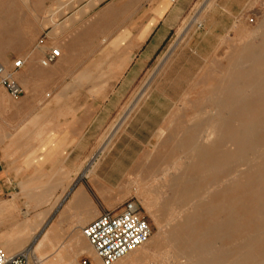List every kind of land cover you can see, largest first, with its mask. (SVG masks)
<instances>
[{
    "label": "rangeland",
    "instance_id": "obj_1",
    "mask_svg": "<svg viewBox=\"0 0 264 264\" xmlns=\"http://www.w3.org/2000/svg\"><path fill=\"white\" fill-rule=\"evenodd\" d=\"M162 3L172 8L177 2L0 0V62L11 71L16 60L25 61L24 67L16 72V80L23 89L19 97L34 88L42 101L54 99L58 106L67 105L74 110L80 104H88L90 119L105 103L117 109L100 137L94 161L104 153L98 175L103 182L106 180V186L113 188V191L104 192L118 193L123 202L136 200L152 227L148 245L152 254L139 264H181L185 261L177 257V246L169 241L170 230L193 232L195 240L212 242L214 248L204 255V260L212 261L211 264H243L240 255L232 257L227 253L236 250L246 234L263 231L257 224L264 219V150H249L251 154L244 155L242 143L232 141L227 133L228 129L243 131L239 127L243 99L250 101L254 108L258 107L255 114L264 121L261 111L264 110V56L257 62L260 56L250 53L264 45V0H196L137 78L130 82V74H126L117 85L116 73L122 65L119 61L127 49L138 47L141 28L146 22L156 21L153 13ZM197 19L201 20L195 23ZM55 31L58 33L54 34ZM7 41L10 44L6 46L4 42ZM59 45L68 51L67 54L65 50L66 57L51 64L47 68L51 70L40 72L41 60ZM239 58H250L252 62L239 69ZM58 65L60 70H55ZM137 66L138 61L133 63L130 72ZM32 71L39 73L37 79L28 78L27 73ZM83 72H88L90 77H82ZM98 84L103 87L98 89ZM97 90L103 93L96 94ZM229 108L232 111L228 112ZM165 171L169 172L166 181H157ZM172 179L176 181L171 182ZM148 202L152 205L150 208L146 206ZM197 209L208 212L201 218V223L206 224L203 229H198V223L193 221ZM179 212H183L181 216ZM187 216L192 226L176 225ZM169 219L175 221L168 223ZM224 220L231 227L221 226ZM244 221L251 225L242 228ZM220 230L225 233L217 236ZM158 239L160 242L156 243ZM31 247L33 249V245L28 248ZM221 251L224 253L218 254ZM92 253V263L83 258L80 264H103L93 250ZM215 255L219 258L216 263L212 260ZM252 256L257 258L260 253Z\"/></svg>",
    "mask_w": 264,
    "mask_h": 264
},
{
    "label": "crops",
    "instance_id": "obj_2",
    "mask_svg": "<svg viewBox=\"0 0 264 264\" xmlns=\"http://www.w3.org/2000/svg\"><path fill=\"white\" fill-rule=\"evenodd\" d=\"M176 2L172 8L160 4L153 13L156 21L143 25L138 47L127 49L119 61L117 85L126 74L130 82L137 78L196 0ZM54 68L60 70V65ZM40 72L45 71L40 68ZM38 75L37 71L27 73L30 80ZM82 77L90 74L83 72ZM30 89L13 98L0 83V247L14 255L33 245L35 255L52 264H65L58 257L79 247L83 228L104 210L119 211L125 203L118 193L104 192L113 191L98 175L104 153L94 161L100 137L117 109L105 103L90 119L88 104L73 110L58 106L54 99L42 101ZM91 169H96L95 174H90ZM83 258L94 260L89 252L79 262Z\"/></svg>",
    "mask_w": 264,
    "mask_h": 264
},
{
    "label": "bare ground",
    "instance_id": "obj_3",
    "mask_svg": "<svg viewBox=\"0 0 264 264\" xmlns=\"http://www.w3.org/2000/svg\"><path fill=\"white\" fill-rule=\"evenodd\" d=\"M96 4V3H95ZM202 16V15H201ZM194 18V17H193ZM195 19V18H194ZM201 19H197V20H195V23H198L199 21H200ZM57 23V22H56ZM200 24V23H199ZM57 28V27H56ZM58 29V28H57ZM260 32H262V31H260ZM58 32L57 31H55L54 32V34H57ZM50 35V34H49ZM60 35V34H59ZM256 35H257V33H256ZM57 36V35H56ZM68 36V35H67ZM51 38V37H50ZM55 38V37H54ZM62 38V37H61ZM7 39V38H6ZM64 39H65V36H64ZM7 40H9L10 41V39L8 38ZM13 40V39H12ZM18 40V39H17ZM16 40V42H18ZM20 40V39H19ZM49 40V39H48ZM51 40V39H50ZM50 40H49V42H50ZM64 41V40H63ZM16 42H13V43H16ZM22 42V41H21ZM20 42V43H21ZM5 43V45L6 44H8L9 42L7 41V43L6 42H4ZM19 43V42H18ZM48 43V42H47ZM55 43H57V42H55ZM10 44V43H9ZM51 44H52V42H51ZM59 44V43H58ZM12 45V44H11ZM2 46V48L3 49H5L6 47H3V45H1ZM7 46V45H6ZM15 46V45H14ZM21 47H22V45H21ZM9 48V47H8ZM11 48V47H10ZM60 51H61V56L59 57L60 58V60L61 59H63L67 54H68V51L66 50V49H63L62 48V46H58L57 47ZM69 48H71V47H69ZM68 48V49H69ZM0 49H1V47H0ZM23 49V48H22ZM21 49V50H22ZM65 50L67 51L66 53H65ZM71 50H72V48H71ZM74 50V49H73ZM4 51V50H3ZM6 51H7V49H6ZM5 51V52H6ZM243 51V50H242ZM38 52V51H37ZM74 52V51H73ZM76 52V51H75ZM74 52V53H75ZM73 53V54H74ZM250 53L253 55V56H260L259 57V59H257V62L261 59V58H263V56H264V45H262V46H260L259 48H255V49H252V50H250ZM2 54H4V53H2ZM39 54H41L40 52H39ZM70 54V53H69ZM36 55L38 56V53H36ZM70 55H72V54H70ZM3 56V55H2ZM73 56H75V54L73 55ZM28 57V56H27ZM29 58H31V56L29 57ZM33 58H34V56H33ZM58 58V59H59ZM1 59V58H0ZM6 59H8V58H6ZM254 59V58H253ZM2 60V59H1ZM32 60V59H31ZM30 60V61H31ZM256 60V59H255ZM4 61V60H3ZM7 61V60H6ZM232 61V60H231ZM230 61V62H231ZM252 61H250V58H239L238 59V62H237V66H238V68L240 69V68H243V65H247V64H249V63H251ZM254 62H256V61H254ZM6 65V64H5ZM229 66V65H228ZM6 67V66H5ZM48 68V67H47ZM46 67L44 68V67H42L41 68V70H43V71H45L46 69H47ZM227 69H228V67H227ZM225 71V70H224ZM263 76V75H262ZM263 78V77H262ZM243 82H245V81H243ZM243 82H242V84H243ZM259 84H261V83H259ZM261 87V86H260ZM233 89H235V88H233ZM246 88H244V90H245ZM228 90V89H227ZM229 92H230V90H229ZM226 93H227V91L225 92V95H226ZM232 93V92H231ZM234 93V92H233ZM236 94H237V91L235 92ZM239 93V92H238ZM235 94V95H236ZM230 95V94H229ZM221 96V95H220ZM231 97H233V95L231 96ZM230 98V97H229ZM234 98V97H233ZM231 99V98H230ZM260 101V100H259ZM242 102H243V104H244V107H240V108H243L242 109V111H241V115H242V117H241V119H240V121H239V127H241L242 129H243V131H241V130H237V131H232V130H229L228 129V135H229V138L232 140V141H237V143H242V146H243V152H245L246 154H244V155H249V154H251V153H249L250 151L249 150H260V151H263L264 150V121H263V119H259V118H257V115L255 114V112L257 111L256 110V107L254 108V106L252 105V103H250V101H248V100H242ZM257 103V102H256ZM259 104V103H258ZM258 108V107H257ZM264 108V107H263ZM261 109V108H260ZM238 110V109H237ZM230 111H232V109H230L229 108V110H228V112H230ZM259 111V110H258ZM262 112H263V114H264V110L262 109L261 110ZM234 113V112H233ZM222 114V113H221ZM231 115H232V113H231ZM223 116H224V114H223ZM231 119V118H230ZM227 129V128H226ZM213 130H215V129H213ZM207 131V130H206ZM210 131V130H209ZM204 132V131H203ZM217 133V132H216ZM167 145V144H166ZM166 149H167V147H166ZM238 150H239V148H237ZM240 151V150H239ZM198 152V151H197ZM159 154H160V152H159ZM261 154V153H260ZM263 154V153H262ZM261 154V155H262ZM242 155V154H241ZM233 156V155H232ZM150 158V157H149ZM157 159V158H156ZM159 159V158H158ZM160 159H162V157L160 158ZM264 159V158H263ZM254 160V159H253ZM148 161V160H147ZM162 161V160H161ZM160 161V162H161ZM201 161V160H200ZM154 162V161H153ZM152 162V163H153ZM158 162H159V160H158ZM253 162V161H252ZM261 163H263L262 161H260ZM165 163H167V161H165ZM145 164H147V162L145 163ZM154 164V163H153ZM162 164V163H161ZM259 164V163H258ZM143 165V164H142ZM184 166H185V164H183ZM198 165V164H197ZM205 165H207V164H205ZM259 165H261V164H259ZM147 166V165H146ZM154 166V165H153ZM159 167H160V165H158ZM258 166V165H257ZM145 167V166H144ZM171 167V166H170ZM183 167V166H182ZM192 167V166H191ZM169 168V167H168ZM173 168V167H172ZM262 168V167H261ZM177 169V168H176ZM197 169V168H196ZM254 169V168H253ZM96 169H91L90 170V174H95V171ZM142 170V169H141ZM138 171V170H137ZM146 171V170H145ZM179 171V170H178ZM178 171H176V172H178ZM199 171V170H198ZM261 171V170H260ZM259 171V172H260ZM258 172V173H259ZM185 173V172H184ZM258 173H256L257 174V176H258ZM137 174V173H136ZM163 174V176H161L160 178L159 177H157V178H159L157 181H166V178H167V175H169V172L168 171H165L164 173H162ZM183 175V174H182ZM182 175H181V177H182ZM185 175H186V173H185ZM254 176H255V174H254ZM257 176H255V177H257ZM179 177V176H178ZM186 177V176H185ZM184 179V178H183ZM199 179V178H198ZM177 180H178V178H177ZM190 179H188V181H189ZM152 181V180H151ZM176 180L175 179H172L171 180V182H175ZM181 181V180H180ZM179 181V182H180ZM187 181V180H186ZM199 183L198 184H200L201 182V180L199 181V180H197ZM170 182V181H169ZM169 182H167V183H165V184H168ZM207 182V181H206ZM263 182H264V179H263ZM262 182V183H263ZM183 183V182H182ZM186 183V182H185ZM188 183V182H187ZM211 183V182H210ZM153 184H155V183H153ZM159 184V183H158ZM164 184V183H163ZM176 184H178V183H176ZM208 184V183H207ZM206 184V185H207ZM160 185V184H159ZM159 185H158V187H159ZM175 185V184H174ZM209 185V184H208ZM263 185V184H262ZM178 186V185H177ZM183 185H181V187H182ZM188 186H190V185H188ZM188 186H187V188H188ZM161 187V186H160ZM172 187V186H171ZM180 187V188H181ZM208 187V186H207ZM264 187V186H263ZM186 188V189H187ZM191 188H192V186H191ZM190 188V189H191ZM174 189V188H173ZM172 189V190H173ZM185 189V188H184ZM190 189H189V193L191 192L190 191ZM264 189V188H263ZM159 190V189H158ZM157 190V191H158ZM175 190V189H174ZM177 190V189H176ZM148 191V190H147ZM150 191V190H149ZM240 191V190H239ZM248 191H250V190H248ZM247 191V192H248ZM257 191V190H256ZM162 192V191H161ZM178 192V191H177ZM176 192V193H177ZM185 192V191H184ZM208 192V191H207ZM210 192V191H209ZM224 192V191H223ZM259 192H260V190H259ZM175 193V192H174ZM176 193H175V195H176ZM183 193V192H182ZM229 193H231V192H229ZM228 193V194H229ZM234 193V192H233ZM250 193V192H249ZM187 194V193H186ZM256 194V193H255ZM175 195H174V197H175ZM184 195V194H183ZM230 195H233V194H230ZM247 195H248V193H247ZM252 195V194H251ZM260 195H262V194H260ZM185 196V195H184ZM212 197H214L213 195H211ZM222 196H224V195H222ZM241 197H242V195H240ZM179 197H180V195H179ZM229 197V196H228ZM240 197V198H241ZM262 197H263V195H262ZM176 198V197H175ZM184 198V197H183ZM205 198H208V195H207V197H205ZM211 198V197H210ZM232 198H233V196H232ZM239 198V197H238ZM261 198V197H260ZM264 198V197H263ZM252 199V198H251ZM262 199V198H261ZM179 200V199H178ZM205 200V199H204ZM208 200V199H207ZM257 200V199H256ZM259 200V199H258ZM174 201V200H173ZM221 201V200H220ZM223 201L224 200H222V203H223ZM237 201H239V199L237 200ZM262 201H264V200H262ZM166 202V201H165ZM169 202V201H168ZM203 202H205V201H203ZM234 202H235V200H234ZM234 202H232V204L234 203ZM173 203V205H174V202H172ZM221 203V202H220ZM164 204H166V203H164ZM230 204V203H229ZM241 204V203H240ZM253 204H255V202L253 203ZM262 204V203H261ZM234 205H235V203H234ZM146 206L148 207V208H150L152 205L148 202V203H146ZM166 206V205H165ZM171 206V205H170ZM174 206H176V203H175V205ZM186 206V205H185ZM207 206V205H206ZM209 206V205H208ZM207 206V207H208ZM177 207H179V206H177ZM177 207H175V209L177 208ZM182 206H180V208H181ZM191 207V206H190ZM234 207V206H233ZM238 207V206H237ZM242 207H243V205H242ZM241 207V208H242ZM262 207V206H261ZM183 208V207H182ZM202 208V207H201ZM229 208V206L227 207V209ZM216 209V208H215ZM179 210V209H178ZM183 210V209H182ZM185 210V209H184ZM183 210V211H184ZM194 210V209H193ZM217 210V209H216ZM264 210V209H263ZM212 211V210H211ZM220 211V210H219ZM206 212V210L205 209H201V210H196L194 213H195V217H196V219L195 220H193L194 221V223H198V226H197V228L198 229H203V227L206 225H204V224H202L201 222H202V217H203V213H205ZM214 212V211H213ZM222 212V211H221ZM230 212V211H229ZM182 213L183 212H179V215L181 216L182 215ZM191 213V212H190ZM208 213V212H207ZM207 213H205L204 214V216L207 214ZM187 214H189V213H187ZM230 214V213H229ZM247 215H248V213H246ZM245 214V215H246ZM239 215H241V214H239ZM238 215V216H239ZM259 215V214H258ZM178 216V215H177ZM183 216H185L184 214H183ZM208 217L207 218H209V214L207 215ZM221 216V215H220ZM219 216V217H220ZM223 216H225V215H223ZM227 216V215H226ZM254 216V215H253ZM179 217V216H178ZM188 217L189 216H187V217H183L184 219H182V220H180V222H178L177 220V222L176 223H178V224H176V225H183V226H192V221L190 220H187L188 219ZM216 217V216H215ZM214 217V218H215ZM218 217V218H219ZM229 217H230V215H229ZM228 216L226 217V218H229ZM243 217V216H242ZM255 217V216H254ZM177 218V217H176ZM211 218H212V216H211ZM223 218V217H222ZM247 218V217H246ZM251 218H253V217H251ZM262 218V217H261ZM179 219V218H178ZM236 219V218H235ZM238 219V218H237ZM260 219V218H259ZM175 221V219H169L168 220V223H172L171 221ZM209 220V219H208ZM219 220V219H218ZM234 220V219H233ZM205 221V220H204ZM221 221V220H220ZM219 221V222H220ZM242 221V220H241ZM209 222H211L210 220H209ZM237 222H239V221H237ZM245 222V224H246V221H244ZM257 222H258V220H257ZM204 223V222H203ZM208 223V222H207ZM214 223V222H213ZM222 223H223V225H221V226H227V227H231V224L230 225H228L227 223H228V221H226V220H224V221H222ZM236 222H234L233 224H235ZM251 223V222H250ZM232 224V225H233ZM241 224V223H240ZM243 224V222H242V225H241V227L242 228H246V227H249V225H251V224ZM254 224V223H253ZM172 225V224H171ZM238 225V224H237ZM240 226V225H239ZM256 226V225H255ZM257 226L258 227H260V228H262L263 229V231H258V232H255V233H253V234H246V236H245V238H243L244 240H243V242L241 243V245L237 248V247H235V249L236 250H231L229 253H227L228 255H230V256H235V255H240L242 258H240V259H243L242 260V262L244 261L245 263H247V262H250V263H252L253 261H255L256 262V264H264V219H262V220H259V223L257 224ZM168 227V226H167ZM171 227H173V226H171ZM186 227V228H187ZM166 228V227H165ZM177 228H179V227H177ZM185 228V227H184ZM186 228H185V230H186ZM206 228H207V226H206ZM208 228H210V227H208ZM237 228H238V226H237ZM241 228V229H242ZM176 229V228H175ZM228 229V228H227ZM235 229H236V227H235ZM188 230V229H187ZM192 229H190V231H191ZM219 230V229H218ZM217 230V231H218ZM233 230H234V228H233ZM244 230V229H243ZM246 230H248V229H246ZM194 231V230H193ZM195 231H197V230H195ZM201 231V230H200ZM216 231V232H217ZM230 231H232V230H230ZM238 231V230H237ZM242 230H240V232H241ZM253 231V230H252ZM228 232V231H227ZM235 232V231H234ZM233 232V233H234ZM239 232V231H238ZM245 232V231H244ZM193 233V232H192ZM190 234V232L189 233H187V232H184L183 233V231L182 232H180V231H178V230H170V238H169V241L171 242V243H173L174 244V246L176 245L177 246V252H179L178 254L179 255H177V257L179 256V257H181L183 260H185L183 263H181V264H211L212 263V261H209V260H204L205 259V253L207 252V250L209 251V250H211L212 251V249L214 248V246H213V244H212V242L210 243H205V241L203 242V240H201L200 238L199 239H197V240H195L194 239V237H193V234ZM207 233L209 234V232L207 231ZM215 233V232H214ZM225 233V232H224ZM223 233V230L221 231L220 230V233L217 235V236H219V235H222V234H224ZM232 233V234H233ZM195 234V233H194ZM206 234V233H205ZM227 234V233H226ZM231 234V235H232ZM82 235H83V232H82ZM196 235V234H195ZM239 235V234H238ZM152 236V235H151ZM197 236L199 237V235L197 234ZM210 237H212L211 236V234L209 235ZM234 236V235H233ZM224 237H226V236H224ZM224 237H222V238H224ZM236 237V236H235ZM240 237H242V235L240 236ZM243 237H244V235H243ZM206 238V237H205ZM208 238V237H207ZM214 238V237H213ZM226 239H227V237H226ZM239 239V238H238ZM149 240H150V238H149ZM149 240L145 243V244H143L141 247H139L138 249H136L135 251H133V252H131L130 254H128L127 256H125V257H123V258H121L119 261H117L115 264H139L141 261H143L145 258H147L149 255H151L152 254V251L150 250V248H148V245L150 244L149 243ZM204 240H206L207 241V239H204ZM215 241V240H214ZM231 241V240H230ZM233 241H234V239H233ZM233 241H231V242H233ZM236 241V240H235ZM242 240H240V242H241ZM160 241H159V239H158V242H156V243H159ZM219 242V241H218ZM220 242H221V239H220ZM227 242V241H226ZM229 242V241H228ZM231 242H229L230 244H231ZM237 242V241H236ZM88 243V244H87ZM233 243H235V242H233ZM78 245H79V247H74V248H70V253L68 254V255H66V256H59L58 258H60V259H58V262L60 261L61 262V260L63 259V260H66V262H65V264H80V262H79V257L81 256V255H83L85 252H89L90 254H93L92 253V250H93V252L95 253V251H94V249L92 248V246L89 244V242H88V240L86 239V237L83 235V236H80L79 238H78V243H77ZM218 244V243H217ZM222 244V243H221ZM239 244V243H238ZM159 245V244H158ZM219 245V244H218ZM237 245V244H236ZM157 246V245H156ZM155 246V247H156ZM230 246V245H229ZM231 246H233V245H231ZM151 247H152V245H151ZM167 248V247H166ZM229 248V247H228ZM153 249V248H152ZM225 249H226V246H225ZM154 250V249H153ZM217 250V249H216ZM175 251V250H174ZM219 251V250H218ZM176 252V253H177ZM255 252H258V254L260 253V256L259 257H254L253 258V256H252V254L253 253H255ZM215 253V252H214ZM224 253V251H221L220 253H218V254H223ZM37 255V254H36ZM36 255L34 254V257H35V261H36V263L37 264H49V263H43V260L37 255V257H36ZM208 255V254H207ZM256 255V254H255ZM95 256H96V253H95ZM229 256V257H230ZM97 257V256H96ZM208 257V256H207ZM222 257V256H221ZM62 258V259H61ZM98 258V257H97ZM213 258V257H212ZM216 258V259H215ZM215 260L214 259H212L213 261H215L214 263H216V260H218L219 258L218 257H216V255H215ZM235 258H237V257H235ZM99 259V258H98ZM222 259H223V257H222ZM225 259V258H224ZM100 260V259H99ZM177 260V259H176ZM176 260H175V262H176ZM237 260V259H236ZM224 261V260H223ZM230 261V260H229ZM178 262V261H177ZM218 262V261H217ZM220 262V261H219ZM224 262H226V261H224ZM237 262V261H236ZM229 263H231V262H229ZM245 263H243V264H245ZM100 264V263H99ZM222 264V263H221ZM226 264H228V263H226ZM232 264V263H231Z\"/></svg>",
    "mask_w": 264,
    "mask_h": 264
},
{
    "label": "built area",
    "instance_id": "obj_4",
    "mask_svg": "<svg viewBox=\"0 0 264 264\" xmlns=\"http://www.w3.org/2000/svg\"><path fill=\"white\" fill-rule=\"evenodd\" d=\"M60 56L61 51L53 48L41 60V65L48 67ZM24 65V60H16L10 71L0 62V83L13 97L23 94L22 86L16 80L15 74ZM82 232L103 264H115L145 244L152 235V227L136 200L130 199L119 211L104 210L99 217L87 224ZM0 264L37 263L32 247L14 255L8 254L0 247Z\"/></svg>",
    "mask_w": 264,
    "mask_h": 264
}]
</instances>
